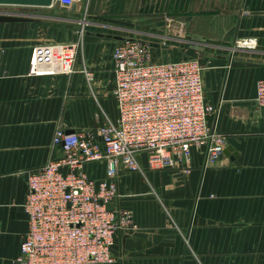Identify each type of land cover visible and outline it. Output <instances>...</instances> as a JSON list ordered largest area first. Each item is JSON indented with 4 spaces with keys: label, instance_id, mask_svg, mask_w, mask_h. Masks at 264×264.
Returning a JSON list of instances; mask_svg holds the SVG:
<instances>
[{
    "label": "crops",
    "instance_id": "crops-1",
    "mask_svg": "<svg viewBox=\"0 0 264 264\" xmlns=\"http://www.w3.org/2000/svg\"><path fill=\"white\" fill-rule=\"evenodd\" d=\"M11 10L33 20L0 24V264H20L29 175L64 156L57 133H96L118 120L116 49L130 38L157 41L166 17L187 23L188 40L170 52L154 48L156 59L204 65L207 103L217 111L209 125L238 157L215 168L207 149H195L187 175L152 171L140 156L143 173L118 180L113 209L130 212L133 225L118 233L116 264H264V108L255 102L264 0H80ZM52 44L76 45L74 72L32 76L35 48ZM85 172L102 181L106 163Z\"/></svg>",
    "mask_w": 264,
    "mask_h": 264
},
{
    "label": "built area",
    "instance_id": "built-area-1",
    "mask_svg": "<svg viewBox=\"0 0 264 264\" xmlns=\"http://www.w3.org/2000/svg\"><path fill=\"white\" fill-rule=\"evenodd\" d=\"M56 1L71 7L80 0ZM12 8L0 7V14L14 16ZM174 30L182 36L181 28ZM157 38L125 39L116 49L118 120L96 133L59 131L55 145L64 156L29 175L24 205L29 231L20 264H116L118 233L132 227L133 217L110 207L121 174L143 173L142 155L152 171L176 169L189 175L193 150L207 149L210 166H224L228 141L209 125L217 111L207 103L206 68L189 58L160 62L154 48L167 49V39ZM76 49L68 44L36 47L30 74L71 75ZM255 102L264 108V80L258 82ZM101 162L106 177L97 182L85 168Z\"/></svg>",
    "mask_w": 264,
    "mask_h": 264
},
{
    "label": "water",
    "instance_id": "water-1",
    "mask_svg": "<svg viewBox=\"0 0 264 264\" xmlns=\"http://www.w3.org/2000/svg\"><path fill=\"white\" fill-rule=\"evenodd\" d=\"M55 1L56 0H0V7L45 9L52 7ZM32 20L33 19L30 16H13L0 14V24L28 23L32 22ZM224 155L229 157L231 161H233L235 157H238V154L230 146L225 150ZM110 210H113V207H110Z\"/></svg>",
    "mask_w": 264,
    "mask_h": 264
},
{
    "label": "rangeland",
    "instance_id": "rangeland-1",
    "mask_svg": "<svg viewBox=\"0 0 264 264\" xmlns=\"http://www.w3.org/2000/svg\"><path fill=\"white\" fill-rule=\"evenodd\" d=\"M165 26H164V30L162 31V34L160 35V40L164 41V38L167 39L166 45H167V49L170 51H173L174 46L179 45V44H184L186 40H188L187 38V23L185 22H180L178 20H175L173 18H169L166 17L165 18V22H164ZM179 25H181V27H179ZM171 26V27H170ZM182 29L183 31H185L182 36H175L172 33V30L175 29L174 31H177L179 29ZM172 33V34H170ZM149 38V37H147ZM197 42H203L201 39H197ZM205 43V42H204ZM253 42L251 41H237L236 43H234V45L238 46L239 44H241L242 46H245V44H252ZM167 58V57H166Z\"/></svg>",
    "mask_w": 264,
    "mask_h": 264
}]
</instances>
